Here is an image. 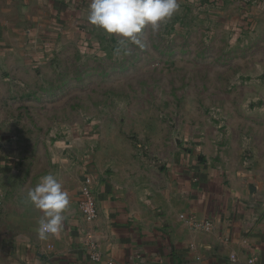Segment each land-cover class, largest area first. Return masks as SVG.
<instances>
[{"label": "crops", "instance_id": "crops-1", "mask_svg": "<svg viewBox=\"0 0 264 264\" xmlns=\"http://www.w3.org/2000/svg\"><path fill=\"white\" fill-rule=\"evenodd\" d=\"M70 2L0 0L1 74L32 72L42 35L53 31L56 18H69ZM250 14L263 27L264 1ZM263 115L249 133L186 134L183 150L156 152L164 168L140 164L116 148L109 156L94 143L99 216L93 223L80 208L82 158L92 144L77 137L39 156L38 149L22 150V140L0 126V264H96L93 245L102 254L99 264H264ZM6 120L0 115V123ZM47 174L60 180L70 207L59 235L42 240V212L27 200V191Z\"/></svg>", "mask_w": 264, "mask_h": 264}, {"label": "rangeland", "instance_id": "rangeland-1", "mask_svg": "<svg viewBox=\"0 0 264 264\" xmlns=\"http://www.w3.org/2000/svg\"><path fill=\"white\" fill-rule=\"evenodd\" d=\"M90 2L71 0L69 18L55 19L32 72L0 73V115L8 118L0 126L22 150L40 156L82 137L155 168L163 161L156 152L183 150L186 134L249 133L262 118L264 25L250 14L257 5L179 0L171 19L139 34L144 48L129 44L117 55L120 38L88 22Z\"/></svg>", "mask_w": 264, "mask_h": 264}, {"label": "clouds", "instance_id": "clouds-1", "mask_svg": "<svg viewBox=\"0 0 264 264\" xmlns=\"http://www.w3.org/2000/svg\"><path fill=\"white\" fill-rule=\"evenodd\" d=\"M180 10L179 0H91L87 20L109 35L119 37L115 54L130 51L129 44L140 48L146 45L139 34L146 27L153 31L171 19ZM27 200L41 210L37 234L40 239L59 235L64 227V213L70 207V198L60 180L47 174L27 191Z\"/></svg>", "mask_w": 264, "mask_h": 264}, {"label": "built area", "instance_id": "built-area-1", "mask_svg": "<svg viewBox=\"0 0 264 264\" xmlns=\"http://www.w3.org/2000/svg\"><path fill=\"white\" fill-rule=\"evenodd\" d=\"M263 1L264 0H241V4L246 8L252 5H259L263 3ZM247 14L249 15V13ZM246 23L243 22L244 25H246ZM79 29L83 32V35L86 36V33H87L86 30L83 27ZM96 154H97L96 147H91L84 152L83 158H82L83 179L81 182V189H80V193L82 196L80 208H81L83 217L89 223L95 222L99 216V211L97 207V198H96L95 191L93 189L94 184L98 179V174L96 173V170H95ZM250 156H251L250 153L247 152L246 158L250 159ZM157 164L162 168L166 166V163H164L163 161ZM3 202H4V194L2 190L0 189V209L3 205ZM89 253H90V258L92 262L96 264L101 263L102 254L97 248V246L95 245L90 246ZM231 261L235 262L236 260L235 258H232ZM256 261H257L256 259H250L247 264H256ZM108 264H119V263L110 261L108 262Z\"/></svg>", "mask_w": 264, "mask_h": 264}, {"label": "trees", "instance_id": "trees-1", "mask_svg": "<svg viewBox=\"0 0 264 264\" xmlns=\"http://www.w3.org/2000/svg\"><path fill=\"white\" fill-rule=\"evenodd\" d=\"M217 1H218V0H214V3H215V2H217ZM243 22H245V23H246V21H245V20H243Z\"/></svg>", "mask_w": 264, "mask_h": 264}]
</instances>
